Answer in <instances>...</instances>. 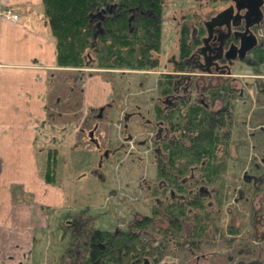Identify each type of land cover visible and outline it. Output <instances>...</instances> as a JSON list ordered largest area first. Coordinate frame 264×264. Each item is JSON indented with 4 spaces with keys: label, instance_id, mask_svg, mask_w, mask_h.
<instances>
[{
    "label": "rangeland",
    "instance_id": "374dc122",
    "mask_svg": "<svg viewBox=\"0 0 264 264\" xmlns=\"http://www.w3.org/2000/svg\"><path fill=\"white\" fill-rule=\"evenodd\" d=\"M160 3V41L159 50L155 53L158 65L154 69H112L104 72L90 67L58 66L75 83L79 81L77 76L80 74V77L100 74L110 86L111 102L97 113L93 106L79 110V99L75 96L77 86L67 95V105L60 102L52 105L54 102L51 99L55 98L56 90L50 95L48 114L59 108L65 110L66 115L73 119L71 127L75 125L79 131L78 145L86 151L58 157L60 165L55 164V173L59 180L57 184L64 191L65 202L62 211L53 210L52 228L43 230L45 235L37 237L36 250L41 249L40 244L43 247L40 255L35 253L33 264H84L83 243L93 229L136 231L142 243L163 241L166 248L156 264H212L208 262L206 253L220 248L231 251L222 260L223 264H264V209L260 210L257 199L253 201L259 213L252 218L261 223L257 237L253 236L247 218L235 215L234 220H229L226 211L228 207L236 206L241 214H245L243 207L233 200L236 189L241 186L240 175L243 169H253L252 163L258 162L264 154V147H261L264 137L258 128L260 124L264 129V102L253 101L255 80L264 73V63L260 65L262 71L258 74L245 63L238 62L235 66V73L239 74L234 78L235 85L241 83L246 94L244 98L237 99L236 106L231 108L233 121L228 143L231 157L226 160L225 171L228 185L223 190L216 227L215 224L207 227L209 237L206 239L188 236V221L182 224L180 237L173 238L167 234L163 237L161 232L154 230L155 227L164 229L167 223L161 215L151 216L149 199L150 189L159 182L155 162L161 152L160 146L153 143L158 124L154 121L153 106L155 103L162 106L161 98L156 94V82L162 74L174 71L172 61L173 57H177L180 25L190 26L193 20L202 19L208 11L223 5L212 0H160ZM64 81H67L66 78ZM211 82L217 81L211 79ZM216 104L212 109L216 108ZM260 171L264 173V164ZM144 216L152 217L153 228H134ZM64 221L69 223L64 224ZM190 241L192 251H186ZM195 256H199L198 259ZM226 259L231 260L230 263Z\"/></svg>",
    "mask_w": 264,
    "mask_h": 264
},
{
    "label": "trees",
    "instance_id": "16d2710c",
    "mask_svg": "<svg viewBox=\"0 0 264 264\" xmlns=\"http://www.w3.org/2000/svg\"><path fill=\"white\" fill-rule=\"evenodd\" d=\"M112 3H116L115 7L100 19L97 13ZM41 4L54 41L57 66L90 67L104 72L112 69L146 71L157 67L155 53L159 50L160 41V0H41ZM133 8V18L128 20ZM147 11H151V15H145ZM179 30L176 59L181 61L190 52L193 38L190 26L181 24ZM196 42L197 38L194 39ZM254 55L258 62H264V51H256ZM181 67L183 65L176 68L179 70ZM172 77L171 74L158 77V97L172 93ZM219 89L211 95H216ZM153 114L154 121H162L177 138L153 142L161 149V156L159 154L155 162L156 179L162 180L165 185L155 184L149 191L151 216L161 215L167 222L164 229L155 227L154 230L161 232L163 237L166 234L180 237L182 224L188 221L187 235L206 239L209 237L207 227L212 224L216 227L219 220L221 199L227 184L226 160L231 156L226 117L219 114L216 118L197 103H177L168 111L160 103H155ZM52 152L47 154L43 170L47 182H54L56 163ZM199 185L207 191L199 192ZM242 190L246 195H253L248 185ZM261 200L264 208V199ZM235 203L244 207L245 214H240L236 206L228 207L231 213L243 218L244 215H252L251 198L237 199ZM151 218L138 220L134 228H153ZM236 231L239 233L240 229ZM136 233L93 229L83 243L84 264H131L134 259L136 264H156L166 244L163 241L142 243ZM187 246L192 248V242Z\"/></svg>",
    "mask_w": 264,
    "mask_h": 264
},
{
    "label": "crops",
    "instance_id": "0c3cea01",
    "mask_svg": "<svg viewBox=\"0 0 264 264\" xmlns=\"http://www.w3.org/2000/svg\"><path fill=\"white\" fill-rule=\"evenodd\" d=\"M5 9L18 19L5 17ZM63 71L41 0H0V264H33L43 247L36 250L37 237L52 228L53 210H63L65 194L56 173L54 182L43 177L49 151L56 165L59 156L86 151L78 145L72 117L61 108L49 115L48 107L67 105L74 86L80 111L93 106L98 113L111 102L110 86L100 74H80L75 83Z\"/></svg>",
    "mask_w": 264,
    "mask_h": 264
},
{
    "label": "flooded vegetation",
    "instance_id": "af4514ba",
    "mask_svg": "<svg viewBox=\"0 0 264 264\" xmlns=\"http://www.w3.org/2000/svg\"><path fill=\"white\" fill-rule=\"evenodd\" d=\"M212 1H217L220 4L223 3V5L213 11H208L204 18H198L192 21L190 25L191 37L193 38L191 40L192 48L188 55L181 59V61H178L176 58L174 59V71L172 73H166L173 76V83L171 85L172 93L168 96L165 95L161 97L160 101L165 111L175 107L177 103H184L186 105L197 103L202 105L216 118L219 114H223L226 117V125L228 126L230 139V125L233 121L231 108L236 106V102H238L237 99L244 98L246 94L244 93L241 83H239L240 85H235L234 80L236 79L234 78L239 75L235 73V66L240 62L245 63L258 74V71H262L260 65L264 63L258 62V58L254 55L256 51H264V0L259 1V11L255 21L252 20L254 16L251 14L253 2L250 4V8L241 6L237 10L235 8L237 0ZM230 6L233 9L229 14V18H220L219 21L222 22L220 25L209 24L212 17L224 8ZM251 21L254 22L252 23ZM196 38L197 42L194 43V39ZM249 42L250 45L248 44ZM179 65H183V67L177 70L176 67ZM212 76L215 77L213 78ZM261 77L264 78V73H261L255 80L256 95L253 101L257 103L264 102V80L261 79ZM211 79H216L217 82L213 83ZM219 87L220 89L217 94L212 96L211 93ZM215 104L216 108L212 109ZM178 106L184 107V105ZM258 128L261 136L264 137V129H262L260 124H258ZM223 130H225V128ZM153 137L154 141H164L174 139L176 135L175 133L169 132L167 125H164L162 121H158ZM259 143L258 146H260ZM261 144V147H264V142ZM263 164L264 154L262 157L258 158V162L252 163L251 168L253 169L250 171L246 169L242 170L240 175L241 186L236 189V197L233 199L235 203L237 199L248 198L249 200L251 198L250 204L253 206V213L250 217L244 215V218H247L248 222L251 223L250 228L254 237L260 235L261 229L259 225L261 223L259 220V222H255L252 219L254 215L259 213V211L254 208V204L256 203L253 199H257L259 202L260 210L264 209L262 208L261 200L264 199V173L260 171ZM183 180L184 179H182V181ZM157 185H162L163 187L165 184H163L162 180H159ZM247 185L250 186L253 193L252 196H249L250 193L246 195L245 190H242L243 188L246 189ZM197 188L199 192L205 191L202 185H199ZM168 191L171 197H173L171 190L168 189ZM165 198L166 197H163V199ZM154 199L156 201L160 200V198ZM226 211L229 214V220H234L236 217L235 214L231 213L229 208H227ZM145 217L148 216H144L143 218ZM229 236L231 237L232 235ZM185 248L186 251H192V248L187 245ZM229 252L231 251H227L224 248L210 249L206 253V258L208 262L211 261L212 264H217V262L224 260L226 254H229ZM200 256H203V254L200 253ZM198 257L199 256H195L196 259H198ZM230 261L231 260H228L227 262L230 263ZM136 263V259L131 262V264Z\"/></svg>",
    "mask_w": 264,
    "mask_h": 264
},
{
    "label": "water",
    "instance_id": "95a60500",
    "mask_svg": "<svg viewBox=\"0 0 264 264\" xmlns=\"http://www.w3.org/2000/svg\"><path fill=\"white\" fill-rule=\"evenodd\" d=\"M259 1L260 0H237L236 4H235V8L238 10L241 6H246L247 8H250V4L253 2L252 5V9H251V14L254 16L252 20H256L257 16H258V6H259ZM116 3H112L107 5L105 8H101L100 11L97 13V15L100 17V19L103 18V14L105 12L110 13L112 11V9L115 7ZM233 8L230 7H226L223 10H221L220 12H218L214 17H212L209 21L210 25H220L222 22L219 21L220 18H229V14L231 12ZM135 11V8L131 9V14L128 17V20H131L133 18V12ZM145 15H151V11H147L144 12ZM254 21H251L252 23ZM97 25H99V23H97ZM250 38V37H249ZM250 45V42L248 43ZM101 109H98V112H100ZM91 135V133H90Z\"/></svg>",
    "mask_w": 264,
    "mask_h": 264
},
{
    "label": "built area",
    "instance_id": "2783aa9c",
    "mask_svg": "<svg viewBox=\"0 0 264 264\" xmlns=\"http://www.w3.org/2000/svg\"><path fill=\"white\" fill-rule=\"evenodd\" d=\"M5 17H7L8 19L12 20V21H16L18 19V16L16 13L11 12L8 9H5L1 12Z\"/></svg>",
    "mask_w": 264,
    "mask_h": 264
}]
</instances>
